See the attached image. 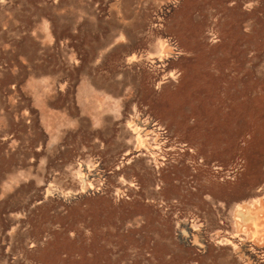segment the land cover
Masks as SVG:
<instances>
[{
	"label": "rangeland",
	"instance_id": "rangeland-1",
	"mask_svg": "<svg viewBox=\"0 0 264 264\" xmlns=\"http://www.w3.org/2000/svg\"><path fill=\"white\" fill-rule=\"evenodd\" d=\"M140 1L0 0V264H264L233 209L264 185V0Z\"/></svg>",
	"mask_w": 264,
	"mask_h": 264
},
{
	"label": "crops",
	"instance_id": "crops-1",
	"mask_svg": "<svg viewBox=\"0 0 264 264\" xmlns=\"http://www.w3.org/2000/svg\"><path fill=\"white\" fill-rule=\"evenodd\" d=\"M139 3L141 7L146 6L148 8L151 7L152 9L157 7V9H160L161 7H163L161 3H165V1L156 0L155 5L151 0H141ZM159 32V29L151 28L150 32L146 35L147 47H153L154 45L161 44ZM160 47L158 48V50H161ZM146 50H148V48L142 49V51ZM158 53L159 55L162 54L161 51H158ZM101 143L102 144L100 149L103 150L106 144H104V141ZM95 156L99 157L98 155ZM158 176L160 175L158 174ZM176 178L180 179L179 177ZM177 179H174L175 182H179V180ZM195 179L196 181H194V183L199 187L200 182L198 181L197 177ZM193 189L196 190L197 193H199L200 198L202 197L204 199V202L207 200L209 201V206L215 209L220 217L224 213V208L228 209L229 205L227 199L226 201H224L222 198L212 196L211 189H205L202 192L197 188ZM249 190L253 194L252 199L250 201H236L235 203H233V209L235 210L236 215L240 217V224L243 228V231L241 233L252 243V245L258 246L260 248V252H262L264 251V185L256 184L255 186H251ZM225 192H227V190H225ZM197 206H195V212H193V214L199 217L203 213H205L204 210H206V207L203 208L201 206Z\"/></svg>",
	"mask_w": 264,
	"mask_h": 264
},
{
	"label": "water",
	"instance_id": "water-1",
	"mask_svg": "<svg viewBox=\"0 0 264 264\" xmlns=\"http://www.w3.org/2000/svg\"><path fill=\"white\" fill-rule=\"evenodd\" d=\"M139 56H141V53H138V57ZM163 65L164 64L161 62V60L157 59L155 66H156V71H158V73H157L155 82L156 84H159V85L164 84L168 80H171L173 76L171 71L167 70V68H165ZM148 153L152 154L151 151H149ZM134 158L135 156L132 152L129 151V148H124V150H122L121 153L119 154L117 160L114 162L113 169L119 170L118 173L120 174V179L118 183L115 184V187L111 191H109V194L112 196L113 199L129 201L131 197L133 196L130 193L132 190V182H131L132 180L130 178L127 179L126 177L124 179H121V174L123 172H120V170L126 164H130L132 161H134ZM147 160L149 161L151 167L153 168H157L160 166L159 163L155 161V157L153 155L149 156ZM163 170L164 169L162 167H159L157 172L159 174H162ZM158 179L159 180L161 179V175L158 176ZM159 180L156 182L157 185L160 182ZM211 240L214 244L218 245L219 247L223 249H233L232 236H228L225 234H218L216 231H214L211 236ZM260 253L262 255L261 259L264 260V251Z\"/></svg>",
	"mask_w": 264,
	"mask_h": 264
}]
</instances>
